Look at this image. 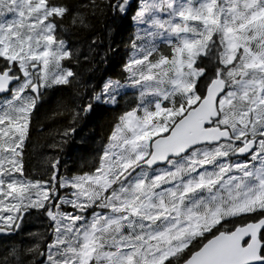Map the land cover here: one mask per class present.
I'll return each instance as SVG.
<instances>
[{
    "label": "snow or ice",
    "instance_id": "snow-or-ice-1",
    "mask_svg": "<svg viewBox=\"0 0 264 264\" xmlns=\"http://www.w3.org/2000/svg\"><path fill=\"white\" fill-rule=\"evenodd\" d=\"M0 264H264V0H0Z\"/></svg>",
    "mask_w": 264,
    "mask_h": 264
},
{
    "label": "trees",
    "instance_id": "trees-1",
    "mask_svg": "<svg viewBox=\"0 0 264 264\" xmlns=\"http://www.w3.org/2000/svg\"><path fill=\"white\" fill-rule=\"evenodd\" d=\"M99 27H103V25H99ZM53 121L45 120L43 112L41 116L37 120V130L33 136V143L35 147L32 150V156L30 158V167L29 171L38 174L42 173L43 169L46 166V157L50 156L52 154V150L45 147L47 142L53 139L51 135H41V129H44L46 131H51V126L53 125ZM87 131V129H86ZM82 146L77 143L73 146V151L71 152L69 158V166H75L73 164V160L76 159L78 155H86L85 153L78 152ZM28 228L32 231H39L41 229V225L32 222L28 225Z\"/></svg>",
    "mask_w": 264,
    "mask_h": 264
}]
</instances>
